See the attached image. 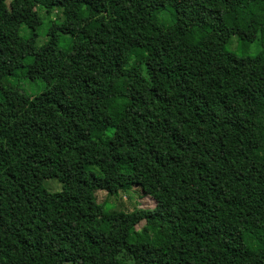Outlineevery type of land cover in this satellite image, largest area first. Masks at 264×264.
Segmentation results:
<instances>
[{
  "label": "trees",
  "instance_id": "1",
  "mask_svg": "<svg viewBox=\"0 0 264 264\" xmlns=\"http://www.w3.org/2000/svg\"><path fill=\"white\" fill-rule=\"evenodd\" d=\"M0 76V264H264V0H0Z\"/></svg>",
  "mask_w": 264,
  "mask_h": 264
},
{
  "label": "rangeland",
  "instance_id": "2",
  "mask_svg": "<svg viewBox=\"0 0 264 264\" xmlns=\"http://www.w3.org/2000/svg\"><path fill=\"white\" fill-rule=\"evenodd\" d=\"M55 13V12H54ZM44 16V14H41ZM55 16H53L54 18ZM160 20L166 25L170 24L171 21L168 15L164 12L159 14ZM228 50L240 54L242 56H249L252 52L249 44L242 43L234 39L228 46ZM0 90L3 94L7 95L14 103L16 110H21L28 101V97L24 94L18 93L16 88L6 82L0 76ZM264 107V101L261 104ZM45 187L52 193L59 192L61 190V184L57 180H46L44 182ZM98 202L101 204H107L111 211H124L132 212L135 208L141 209H154L156 201L145 195L140 187H134L128 192H121L118 196H109L106 192L100 191L97 193ZM144 223L137 226V229H141Z\"/></svg>",
  "mask_w": 264,
  "mask_h": 264
}]
</instances>
